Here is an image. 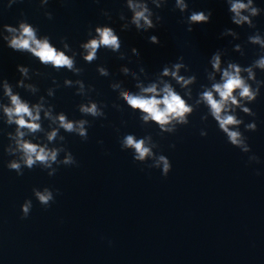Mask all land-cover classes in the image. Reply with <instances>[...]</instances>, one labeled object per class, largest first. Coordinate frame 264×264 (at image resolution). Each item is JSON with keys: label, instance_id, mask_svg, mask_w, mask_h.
I'll return each mask as SVG.
<instances>
[{"label": "clouds", "instance_id": "clouds-1", "mask_svg": "<svg viewBox=\"0 0 264 264\" xmlns=\"http://www.w3.org/2000/svg\"><path fill=\"white\" fill-rule=\"evenodd\" d=\"M177 4L181 9L185 8L186 5L183 4V0H177ZM252 0H248V3H242L240 0H232L230 11L234 13L233 21L236 24L242 22H248L251 24L248 16L241 15L242 10L249 9L251 7ZM128 6L134 11V16L132 22L141 28L143 26L152 27V22L149 19L151 13L148 8L143 4H135L132 0H128ZM258 10L256 8H251V13L253 16L257 14ZM147 13V15H146ZM211 13L208 16H205L203 12L193 13L190 16L191 22H201L207 21ZM143 21V25H141ZM7 30L12 33H17L13 35L9 41L10 47L17 50H27L31 52L34 56L38 57L43 64H51L53 67L67 68L73 70L74 61L68 55H65L63 51H58L53 47L47 38L37 39L36 33L32 26L27 23H21L19 30L15 28L8 27ZM98 39H92L88 43L83 45V48L87 50V55L84 59L88 62L96 59L97 50L103 45L104 47L110 48L113 51H116L120 48V42L118 37L114 35L113 30L108 27L97 28ZM153 43H157L156 37L150 38ZM249 40L252 43L260 44L264 47V40L261 39L259 35L249 37ZM67 47V45H65ZM213 68L220 69V57L215 55L212 62ZM255 66L264 68V56L256 61ZM177 71L180 68V65L175 66ZM21 72L26 74V69L21 68ZM242 69L236 64H229L228 68L223 70L221 75L220 83H214L211 87V90H205L201 94V99L206 103L210 109L212 117L218 122L219 128L226 133L228 140L232 145L240 146L243 151H249V147L245 144L244 138L241 135V132L238 130H231L230 126H236L242 123L241 120H238L236 116L227 114L231 109L230 106L239 107V101L236 98L237 90H239L238 95L240 98H246L248 101H254L259 94V89L252 90L251 86L245 82V79L241 76ZM244 71L248 72L249 77H252V69L247 68ZM103 74V69H101ZM164 75H168V70H164ZM172 75L177 79V81L182 82L184 85H187L191 80H185L181 76H177L176 72H172ZM143 93L148 95H131L127 92L122 93L123 98L131 106L132 109H138L144 115L142 119L145 122L149 120L156 122L161 129L166 131H171L172 129L166 128V125H169L173 120L181 124H187L188 120L186 119V114L192 112V108L185 102V100L175 92L172 87L168 84H165L161 90L162 96L157 91L155 84H152L148 87L142 89ZM5 93L10 97L11 107H5L4 112L8 117V123H15L17 125L16 136L12 137L16 141L17 151L21 153V161L26 168L29 170L33 169L37 164L43 166V168H52L54 163H62L65 166L76 165L77 161L75 160L72 153L69 151L63 161H58V155L60 151H64L63 148L60 149H49L46 145L40 146L38 143H32L30 141L24 140L23 137L26 135L21 129H27L30 133H36L41 130V126L37 121L40 120V110L41 105H35L33 108H30L29 105L23 102L19 96L13 95L11 89L5 84ZM218 95L219 99L216 98ZM158 96L160 98H158ZM245 113H251V110L247 107L242 108ZM81 112L86 114H91L92 116H99L102 113L98 110L95 103L91 106H81ZM35 113V114H34ZM45 116H50L49 112H45ZM27 118V119H26ZM58 119L59 126L63 128L66 132L77 133L80 137H83L84 140H87V131L84 127L86 121L72 122L66 119L64 115H59ZM252 131H256L255 124H249L246 126ZM202 135H204L202 133ZM57 136V130H53L48 134L47 139L53 141ZM63 139V137H61ZM124 148H132L135 150V155L133 159L135 161H144L146 157L153 155L152 148L147 146L144 139H136L133 135H127L123 140ZM174 147V146H173ZM8 151H12L9 149ZM249 159L258 160V157L253 156ZM163 164L162 175L167 177L168 173L171 171V163L169 159L161 155L158 158L157 167L159 164ZM10 170H15L18 175H23L21 171V162L12 161L7 165ZM56 169H53L52 172H49V176H53L56 173ZM259 174V173H257ZM34 195L37 198L38 202L47 208L52 202H54V193L50 188H45L43 192L33 189ZM58 193L59 190L57 189ZM32 209V201L26 200L21 205L22 219L27 218Z\"/></svg>", "mask_w": 264, "mask_h": 264}]
</instances>
